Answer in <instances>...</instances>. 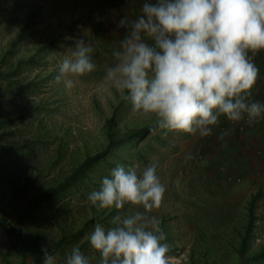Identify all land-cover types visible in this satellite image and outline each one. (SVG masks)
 <instances>
[{
  "label": "rangeland",
  "instance_id": "obj_1",
  "mask_svg": "<svg viewBox=\"0 0 264 264\" xmlns=\"http://www.w3.org/2000/svg\"><path fill=\"white\" fill-rule=\"evenodd\" d=\"M103 7V0H0V216L17 241L36 248L27 257L33 264H43L45 246L57 264H66L73 246L97 264L88 239L94 226H113L117 212L145 210H97L88 194L117 164L141 172L155 161L166 191L147 215L166 233L167 264H264V191L234 179L223 160L226 144L216 137L227 119L206 137L153 132L152 120L103 80L118 43L110 36L103 44L104 27L116 23ZM77 39L92 45L97 67L67 89L55 76ZM100 152L75 183L52 195ZM21 260L0 226V264Z\"/></svg>",
  "mask_w": 264,
  "mask_h": 264
},
{
  "label": "clouds",
  "instance_id": "obj_2",
  "mask_svg": "<svg viewBox=\"0 0 264 264\" xmlns=\"http://www.w3.org/2000/svg\"><path fill=\"white\" fill-rule=\"evenodd\" d=\"M141 13L121 19L128 31L103 80L130 101L133 112L152 120L153 132L206 137L221 116L248 124L264 119V102L252 98L259 71L252 56L264 50V0H144ZM69 50L55 76L67 89L97 67L89 42L77 39ZM157 168L155 161L141 172L117 164L88 194L97 210L126 204L145 210L117 212L113 226H94L88 239L100 254L97 264H167L166 233L156 216L147 215L161 206L166 191ZM42 251L43 264H57L46 246ZM66 264L92 259L73 246Z\"/></svg>",
  "mask_w": 264,
  "mask_h": 264
},
{
  "label": "crops",
  "instance_id": "obj_3",
  "mask_svg": "<svg viewBox=\"0 0 264 264\" xmlns=\"http://www.w3.org/2000/svg\"><path fill=\"white\" fill-rule=\"evenodd\" d=\"M103 11L105 16H112V20L116 19L114 29L104 27V37H102L103 44H107L113 36L115 42L112 45L115 49L119 48V41L127 33L126 26H121L120 21L124 17L129 20L136 19L141 15L142 0H130L129 4H118L116 0H103ZM108 13V14H107ZM113 38L111 39L112 41ZM250 55H252L250 53ZM253 62L259 69L257 79L252 88V98L264 102V50L258 51L252 56ZM227 119L226 117L223 118ZM222 122V121H221ZM223 123V122H222ZM220 127H218L219 129ZM227 134L222 136L218 132L216 139L221 144H226L224 151L226 155L224 161L231 163L230 172L234 179L240 178V182H250L252 187L257 190L264 191V119H260L253 123L246 132L238 133L234 129L226 130ZM249 142L253 147H260L261 154H256L253 149L247 150L244 144ZM219 160L218 162H220ZM255 174V175H253ZM257 176V177H255Z\"/></svg>",
  "mask_w": 264,
  "mask_h": 264
},
{
  "label": "trees",
  "instance_id": "obj_4",
  "mask_svg": "<svg viewBox=\"0 0 264 264\" xmlns=\"http://www.w3.org/2000/svg\"><path fill=\"white\" fill-rule=\"evenodd\" d=\"M104 156V153H98L96 155H93L91 157H88L83 161L81 166L76 169L73 174H71L64 182H62L58 187H56L54 192L52 190V195L57 194L58 196L62 194L66 190L68 186L75 183L79 178L80 175L85 172V169L92 166L96 160L102 158ZM0 226H2L5 231L7 232L9 238H10V247L13 249L18 256L22 258L20 264H33L31 261L27 259L28 256L32 255L34 252H36V248H32L30 246H25L21 242L16 240V231L13 226L10 225L9 221L3 217L0 216Z\"/></svg>",
  "mask_w": 264,
  "mask_h": 264
},
{
  "label": "built area",
  "instance_id": "obj_5",
  "mask_svg": "<svg viewBox=\"0 0 264 264\" xmlns=\"http://www.w3.org/2000/svg\"><path fill=\"white\" fill-rule=\"evenodd\" d=\"M116 2L118 4H122V5H126L129 4L130 0H116ZM142 2L144 3V0H142ZM152 2H155V0H152ZM252 124H248L246 120H241L239 122H232L229 121L228 119L226 120V124L223 125V129L224 130H228V129H234L236 132L238 133H244L247 131V129L251 126ZM244 148L247 150L253 149L256 154H261L262 153V149L260 147H253V145L249 142H246L244 144Z\"/></svg>",
  "mask_w": 264,
  "mask_h": 264
}]
</instances>
